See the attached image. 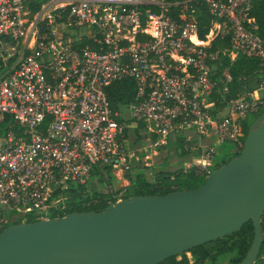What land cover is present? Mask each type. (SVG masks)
I'll return each instance as SVG.
<instances>
[{
    "label": "built area",
    "instance_id": "built-area-1",
    "mask_svg": "<svg viewBox=\"0 0 264 264\" xmlns=\"http://www.w3.org/2000/svg\"><path fill=\"white\" fill-rule=\"evenodd\" d=\"M254 1L0 0V233L71 213L77 189L102 190L177 138L205 177L223 143L240 151L244 120L264 112ZM238 54L260 60L257 88L228 97ZM127 78L135 94L113 110L107 88ZM105 189L108 205L125 198Z\"/></svg>",
    "mask_w": 264,
    "mask_h": 264
},
{
    "label": "water",
    "instance_id": "water-1",
    "mask_svg": "<svg viewBox=\"0 0 264 264\" xmlns=\"http://www.w3.org/2000/svg\"><path fill=\"white\" fill-rule=\"evenodd\" d=\"M263 211L264 112L248 127L238 154L200 186L11 224L0 233V264H159L249 221L253 239L238 264H254L263 241Z\"/></svg>",
    "mask_w": 264,
    "mask_h": 264
},
{
    "label": "trees",
    "instance_id": "trees-1",
    "mask_svg": "<svg viewBox=\"0 0 264 264\" xmlns=\"http://www.w3.org/2000/svg\"><path fill=\"white\" fill-rule=\"evenodd\" d=\"M250 15L254 18L257 29L256 33L259 37L264 40V0H255L253 7L251 9ZM204 23H208V18L203 15ZM208 27L202 29V33L206 32ZM220 41L217 39L213 42V48H217ZM228 66L229 73L231 75V81L229 83L228 97H236L240 92L248 89V78L256 75L258 69L260 68V60L256 57L246 56L244 54H238L237 57L232 62H225ZM244 77V79H243ZM135 84L132 79H123L116 83L111 84L107 88L108 100L110 106L113 110L118 109L120 105L129 102L135 94ZM263 112H258L248 116L243 122V129L246 134L250 124L257 119ZM141 129V124H138L135 128L136 133L139 135ZM142 135H139L141 137ZM184 142L180 138L171 141V144L184 147ZM184 149V148H183ZM239 151L226 152L220 157L221 162H216L214 167H218L221 164L229 161L238 154ZM144 167V166H143ZM143 167L134 166L127 170L125 173V178L128 179L129 184L126 186L125 198L134 195H166L171 192L190 190L200 186L205 176L197 172L195 166L185 168L181 165L173 171L161 170L154 178L149 179L142 172ZM112 176L110 177V179ZM101 186L103 190H97L96 188L89 187V191L84 194L83 192L87 190L85 186L77 189V195L71 198L72 203L69 208V212L77 211H88L95 210L100 211L105 209L108 204L106 200L109 199L110 194L106 192L105 184L106 182L101 178ZM79 193V194H78ZM84 198V199H83ZM96 202H93V199ZM112 198V197H111ZM114 200V199H113ZM83 202H90L88 206H82ZM263 241L261 244L259 255H264V211L260 222ZM253 226L249 221L245 223L240 230L227 235L223 238L216 239L214 241L208 242L204 245L197 246L188 251H196L201 248H206V256L211 255L213 251L225 252L232 249H236V257L234 258V264H238L246 255L252 239H253ZM176 257H170L165 259L159 264H168L174 261ZM254 264H264V261L260 259Z\"/></svg>",
    "mask_w": 264,
    "mask_h": 264
},
{
    "label": "rangeland",
    "instance_id": "rangeland-1",
    "mask_svg": "<svg viewBox=\"0 0 264 264\" xmlns=\"http://www.w3.org/2000/svg\"><path fill=\"white\" fill-rule=\"evenodd\" d=\"M122 114L124 119L128 118L127 109L125 107L122 108ZM250 116V115H248ZM131 125L132 122H130ZM136 126H133V134L136 133L135 131ZM147 137L150 135L149 132L146 133ZM135 137V145L137 149H140L141 146L147 145L148 142L144 141L143 138L138 137L137 134L134 135ZM184 145V144H183ZM221 149L219 151V155L215 157V163L221 162L220 157L225 154L227 149L231 147V144L229 143H223L222 146H220ZM184 148V149H183ZM177 146L175 144H171L169 142V145L162 148L159 151V155H156L154 157H151V160L149 162H144L143 159L141 162H129V165L131 167L139 166L143 167L142 172L146 175L147 178L152 179L154 176L161 170H168L173 171L176 168H178L181 163L185 168L186 164H189V162H183L185 161L188 156H190V153L192 151V148L186 150L185 147ZM140 159V158H139ZM216 167H213L215 169ZM126 171L122 172L121 170H115L113 175L109 173V176L112 178L109 179V181H105L108 185V188L110 189H120L123 186H127L129 184L128 179L125 178ZM197 172L200 173V170L197 169ZM203 176V175H202ZM92 187L99 188V184L97 182H92ZM103 188V187H102ZM103 190V189H102ZM206 248H201L196 251H186L181 254L176 255L174 261L168 264H234V258L236 257V249H232L225 252H216L215 250L211 255L206 256ZM262 259L264 261V255H258L256 261H259Z\"/></svg>",
    "mask_w": 264,
    "mask_h": 264
},
{
    "label": "crops",
    "instance_id": "crops-1",
    "mask_svg": "<svg viewBox=\"0 0 264 264\" xmlns=\"http://www.w3.org/2000/svg\"><path fill=\"white\" fill-rule=\"evenodd\" d=\"M258 75L251 76L248 78V90L257 88Z\"/></svg>",
    "mask_w": 264,
    "mask_h": 264
},
{
    "label": "bare ground",
    "instance_id": "bare-ground-1",
    "mask_svg": "<svg viewBox=\"0 0 264 264\" xmlns=\"http://www.w3.org/2000/svg\"><path fill=\"white\" fill-rule=\"evenodd\" d=\"M120 171V170H119Z\"/></svg>",
    "mask_w": 264,
    "mask_h": 264
}]
</instances>
